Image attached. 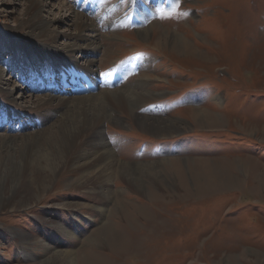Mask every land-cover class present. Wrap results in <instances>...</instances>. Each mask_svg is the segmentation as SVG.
Instances as JSON below:
<instances>
[{
  "label": "rangeland",
  "instance_id": "rangeland-1",
  "mask_svg": "<svg viewBox=\"0 0 264 264\" xmlns=\"http://www.w3.org/2000/svg\"><path fill=\"white\" fill-rule=\"evenodd\" d=\"M40 1L63 10L50 7L52 14H43L54 19L49 33L59 36L55 48L74 39L70 6L96 26L93 68L100 78L118 63L132 66L126 73L115 70L122 84H100L95 93L142 91L144 101L137 119L118 108L113 115L122 124L94 122L95 140L103 129L118 161L105 181L104 199L74 186L81 173L63 169L48 191L35 194L26 184L19 189L13 204L23 200L29 207L0 214V264H40L51 255L40 250L48 245L73 254V261L63 264H81V254L93 253L98 257L90 263L264 264V0H134L137 6L132 0ZM27 5V0H0V36L4 41L8 36L14 50L28 32ZM193 34L199 41L207 37L208 47ZM186 42L206 57L184 55L179 46ZM83 58L77 53L70 60L84 67ZM11 59L10 48H0L1 74L16 84L12 95L18 100L0 95V136L17 139L34 131L39 119L27 83L38 94L47 90L27 67L25 76L11 68ZM53 78L61 86L63 76ZM142 79L148 84L134 87ZM105 99L114 103L112 96ZM191 112L221 121L201 129ZM120 164L141 182L117 176ZM59 224L67 230L60 231ZM103 227L126 238L125 249L114 250L110 232L93 240ZM10 229L43 244L29 251L33 258L16 257L21 243Z\"/></svg>",
  "mask_w": 264,
  "mask_h": 264
},
{
  "label": "bare ground",
  "instance_id": "bare-ground-1",
  "mask_svg": "<svg viewBox=\"0 0 264 264\" xmlns=\"http://www.w3.org/2000/svg\"><path fill=\"white\" fill-rule=\"evenodd\" d=\"M131 3H134V0ZM27 4L25 9L26 16L23 20L28 32L15 42L16 50L11 48L12 40L8 36L6 41L0 36L2 42L0 43V48L5 50L10 48L12 54L11 68H19L20 74L25 76L24 67H27L29 69L28 75L39 78V83L43 82V84L41 83L43 85L42 88L47 90V92L38 94L36 93L37 90L26 82L27 93H29V96H34L32 104L39 116L35 129L31 133H27L17 139L7 134L0 136V214H4L7 211L13 212L17 208L29 207V203L23 200L13 204L19 189L26 184L36 190L35 194L40 191H48L51 188L49 183L55 180L59 181L62 177H58L62 172L61 169L66 173H81V177L75 181L74 186L86 191V194L96 192L101 195V198L105 197L104 193L107 190V182L105 181L111 177V169L118 164V161H116L113 154V147L110 146L104 137L103 129L99 131L98 140H95L92 134L94 122L122 124V119L113 115V112L118 108L130 117L137 119V107L144 101V98H142L144 97V92L142 91L132 94L131 92L126 93V91L121 89H114L117 93H113L109 89L104 88L95 93L96 89H98L97 85L102 84L103 86L111 83L114 85V82L116 83L120 77H115L118 74L114 72L112 75H105L100 78L95 72L93 68L95 62L94 52L98 50V45H96V26L92 22H86L80 11L70 6L66 9V12H69L67 16L71 19L75 28V33H73L75 35L73 36L74 39L71 38L72 41L61 42L64 46L58 49L55 48L54 43L56 41L59 43V36L49 33L54 19L45 15L44 17L43 14L44 12L52 14L51 10H49L50 7L56 8L57 11L63 10L53 2L47 5L46 2L40 0H27ZM134 5L137 6L139 4L135 1ZM135 15L137 16L136 13ZM63 16L62 14L61 17ZM140 30L145 31L146 29L140 27ZM86 31L89 33H86ZM10 33L13 36V33ZM11 35L9 36L12 38ZM192 36L194 38V34ZM210 36L213 37L212 35ZM185 40L187 41L188 39L185 38ZM194 41L207 46L209 40L206 37V39L201 41L194 38ZM26 43L27 46L23 48L22 45ZM179 47L184 49V55L188 54L187 56L190 55L193 58L206 57L205 54L197 51L195 45L190 43H183ZM171 50L174 52L176 50L174 43L171 45ZM77 53L80 58L84 57L83 59L86 61L84 67L78 66L75 61L70 60V57ZM131 69L132 66L127 65L125 69L120 67L118 72L126 73ZM1 71L0 95L18 103L16 97L12 95L16 84L11 81V78L5 79ZM57 74L63 76L61 86H58L55 83L57 80L53 78ZM49 79H51L52 83L49 82L47 87L44 86V82ZM147 84L148 80L142 79L134 87H145ZM4 86H11V88L8 89ZM63 86L66 87L63 88ZM20 93L19 95L23 96V92L21 91ZM110 96L113 97L114 103L105 99ZM189 115L196 126L201 129H203V123L212 125L219 124L221 121L218 117L206 112H191ZM170 126L173 127L174 125L171 124ZM116 172L117 176L125 179V181L130 179L140 181L131 167L120 164L116 168ZM100 178H102L101 183L96 185ZM138 185H142V183ZM5 188L8 189L6 193ZM117 208H119V203L115 205L114 209L116 210ZM58 226L62 232L67 230L60 224ZM163 229L164 231H170L172 226H163ZM10 231L21 243V248L16 252L17 258H27L28 256L33 258L29 251L34 249L36 244L43 245L36 240L28 239V233L19 234L14 229H10ZM105 231L110 232L107 239L116 245L114 247L115 251L125 249L126 238L116 234L108 227L99 229L98 237H92L93 240H98L99 236L103 235ZM110 242L109 244H111ZM40 250L44 254L48 252L51 254L48 259L41 261L40 264H63L65 260L67 261L68 258L71 259V256H73L70 252L53 250L49 245L44 246ZM52 250L53 252H50ZM96 257L98 256L94 253L89 255L81 254V264H95L101 261L89 262L90 259H97ZM71 261L73 260L71 259ZM100 264L106 263L102 262Z\"/></svg>",
  "mask_w": 264,
  "mask_h": 264
},
{
  "label": "snow or ice",
  "instance_id": "snow-or-ice-1",
  "mask_svg": "<svg viewBox=\"0 0 264 264\" xmlns=\"http://www.w3.org/2000/svg\"><path fill=\"white\" fill-rule=\"evenodd\" d=\"M162 18H165V17H162Z\"/></svg>",
  "mask_w": 264,
  "mask_h": 264
}]
</instances>
